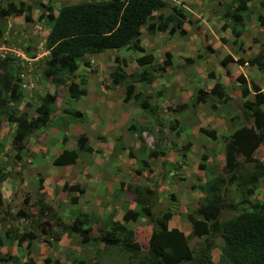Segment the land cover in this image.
<instances>
[{
  "label": "rangeland",
  "instance_id": "374dc122",
  "mask_svg": "<svg viewBox=\"0 0 264 264\" xmlns=\"http://www.w3.org/2000/svg\"><path fill=\"white\" fill-rule=\"evenodd\" d=\"M98 1L104 0H14L13 4L15 5L22 2L24 6H30V9H28L30 21L25 22L21 17H10L7 22L5 19H0V28L1 26L5 27L3 36L1 35L0 37V54L4 52L8 54L5 49L24 52L26 46L30 48L33 54L41 52L49 26L44 18L46 11H51L55 14L56 10L62 5ZM228 2L229 0H168L167 5H170V3L178 4L177 6L186 12V21L183 25L186 31L185 35L183 37L175 35L172 38H168L163 34L148 35L145 31H142L139 40L140 45L144 48L146 54H150L153 57L152 64L148 66L135 65L134 60L139 54L125 49L107 50L79 59L73 80L77 84L78 90H87V94L79 100L68 99L66 79L54 80L55 82L52 79H45L42 76L43 63L41 64V62L37 64L31 63L30 65L27 63L23 67L18 64L16 69L17 75L23 74V79L21 77L20 80H25L27 83L24 87L19 82L21 97L17 108H20L21 112H25L29 118L34 115L33 108L39 103V98L44 94H51L56 91L55 111L51 121L29 138L31 148L36 150L38 147V155L42 154L43 157L47 156L49 160H52L61 148L67 146L75 148V136L79 133L80 127H74V130L70 127V130L66 131L67 138L64 145L60 142L64 136L62 132L70 120H64L66 127L62 132L55 129L58 125L55 116L60 117L59 111L63 107L67 110H76L83 113L84 120L82 124L87 127L95 123H101V126L105 122H108V124L115 123L118 129L112 131L113 134L109 133L111 138L108 139V144H101L99 147H95L96 150L100 151V154L96 156L98 158L95 162H98L109 173L110 178H115L113 182H117V185L119 184L115 195L123 193L124 200L132 205L131 200L134 195L130 191H123L125 185H146L154 189L156 192V203L151 208L152 216L157 217L160 212L167 208L168 210H175V216L168 222V226L171 228L176 225L180 229H184L187 245L190 249L199 250L204 246L205 242H211L210 257L214 262L212 264H216L218 257L217 247L221 244L218 233H213L209 238L188 237L190 233L189 224L184 217H178V210L184 213L191 212L202 200V194L196 189L190 188V186H195L209 178L204 176V171L197 169V163L200 161L202 154L208 155V158L200 161L203 162L205 168L213 169L217 173L221 172L223 165L222 144L224 137H226L232 127L229 126V123L235 122L237 125L242 123L241 103L238 102L234 95L237 90L232 85L233 83L231 84L230 78L223 73L224 67L221 66V61L229 57V62H233V66L235 65V60L241 58V56L245 60L254 56L259 46L261 47L260 49L264 50V37L261 34L256 36L254 27L252 26L253 30L250 28V23L246 24V30L242 34L243 38L240 37L235 40L230 26L225 31L220 29L221 24L228 23V20L221 17ZM256 2L257 0H255ZM5 5L6 2L0 0V7H5ZM252 8L253 6L249 5V17H247L253 21ZM183 50H185V54ZM165 52L169 53V66L164 64V60L167 58L164 55ZM114 70L118 74L123 72L126 76L120 79V83L115 87H113L109 78V73ZM144 72H146V77L151 76L150 84L136 80V77L143 75ZM128 75L131 76L127 77ZM254 80L256 82L259 81L257 76ZM215 82H220L227 86L226 89L223 88L228 96L227 101L221 102L218 99L210 98L204 104L192 106L191 96L195 90L201 88L207 92ZM127 84L133 85V91L137 95L136 98H132L128 103L122 105L118 94H123L124 86ZM142 99L152 105L150 106L152 109L142 110L140 108ZM183 103L185 104L183 110L178 112L173 110L175 106ZM212 103L217 106L215 109L211 108ZM106 105L107 107H105ZM20 111L17 112L19 113ZM123 111L125 124L133 127L131 131L126 130L125 124L120 119ZM100 113L105 116L100 115ZM62 116L64 117L65 115ZM227 118L231 121L227 120ZM174 119L177 120L178 126L175 127L176 124L174 127L168 128L169 123ZM64 121L63 123L61 122V126L64 125ZM200 127L209 130L214 129L216 138L211 141L200 134L198 132ZM85 131L89 137H93V134L87 130ZM53 133H56V136ZM112 137L113 145L110 144ZM7 140L5 139L4 145L6 148L9 147ZM94 143V140L91 139V144ZM187 143L190 144V147L184 158L185 169L183 168V161L181 163L178 160L180 163L176 165L175 163L169 164L170 160L168 158H174L177 153H184L186 150L183 147ZM120 145H122V148L119 147ZM152 150L164 152L156 158H148L146 154ZM165 154L168 157L167 155L164 157L163 155ZM258 155H263L262 157H264V154L258 153ZM93 157L90 154H82L81 159L85 160L86 163H77L73 165L74 168L72 170L74 171L75 168H87L89 164H92ZM142 160H144L145 163L143 164L145 165L141 166L140 162ZM256 160L259 161V159ZM163 161L164 163L162 164ZM239 161H242V158H239ZM29 172L32 175L35 174V171ZM170 172L172 177L168 180ZM112 173L113 175H111ZM173 179L179 185H175V187L178 186V190L174 194L175 201L168 198L169 194L166 189L160 187L161 183H166L168 180L169 184ZM27 182L29 183L27 194L22 193L12 200L16 202L13 204L15 209L10 211L8 206H0V226L3 225V229H6L9 235H11L10 233L18 232L21 234L28 231L39 234L41 233L39 232V226L42 223L44 228L50 227L47 231L48 235L60 236L56 223L58 222L62 226H69L75 216L74 214L79 211L77 209L74 211H70L71 209L65 210V205L68 204L66 202L68 200L67 197L72 195V193L67 190L60 192V190L54 188L52 196L49 198L44 196L43 201L46 204L47 200L53 203L55 209L44 213L43 216H37L36 212L39 207L37 200L40 195L37 191V186L33 185L35 180L33 181L30 175L27 178ZM64 184L61 183L60 187H63ZM168 184H165L166 187L174 191L173 184L171 186ZM67 186H72V184H67ZM256 188L258 190L251 198L264 203V176L259 179ZM81 198L82 204L77 206L78 209L92 206L91 201L93 202L95 199L94 196L89 194L85 199L83 195ZM21 199L22 202H20ZM222 201L223 204H231L234 208L225 209L219 216V221H223L240 211L241 195L233 185H225L222 192ZM74 208L75 206L72 209ZM18 210L23 213V219L15 215ZM51 214H55V218L50 216ZM91 216L93 217V215ZM109 222V218L100 222L101 226L99 228L106 229V225ZM139 222H142V224H139L140 227L145 226L142 219ZM134 226L135 223L129 224L132 229ZM89 228L91 227L89 226ZM141 229L138 228L137 231L140 232ZM94 233L95 230L90 231V234L84 240H79L75 236H66L65 239L61 238L57 244L51 242L46 235L40 237L39 240L50 245V251H53L55 256L53 258L57 260L63 261V258H65V261H67L68 256L76 254L78 260H80L78 264H96L91 263V260H95L91 259V248L95 246L96 242L93 238ZM142 234L143 232L141 231L137 237L140 235L142 238ZM68 239L69 242H67ZM0 240L1 245L3 243L2 240H5L4 235ZM84 241L85 243L82 245L81 242ZM58 244L62 247H67L64 250L68 255L62 256V252H58L61 253L59 256L56 255ZM68 245L72 246L70 250L75 253L68 252ZM38 249L40 251L46 250L42 243L38 241L30 242L28 247H25V242L22 243L20 249H16L19 259L12 261L10 264H23L27 260L31 261L32 254L33 256L38 253L39 255L41 254ZM110 256L114 260L122 259L126 263L128 260L130 261V259L126 258L127 254L123 255L117 251L115 252V250H112ZM138 257L141 258L140 256ZM22 260H24L23 263ZM100 264H103V262ZM104 264H111V262ZM188 264L193 263L190 262Z\"/></svg>",
  "mask_w": 264,
  "mask_h": 264
},
{
  "label": "trees",
  "instance_id": "16d2710c",
  "mask_svg": "<svg viewBox=\"0 0 264 264\" xmlns=\"http://www.w3.org/2000/svg\"><path fill=\"white\" fill-rule=\"evenodd\" d=\"M3 1L6 2V5L0 7V18L21 17L25 22L30 21L29 5L24 6L22 2L15 5L13 4L14 0ZM252 1L229 0L224 9L221 17L228 20V23L222 24L220 29L225 30L230 26L234 40L241 34L243 19L249 15V5ZM164 8L163 0H104L62 5L57 9L55 15L51 11H46L44 18L49 26L44 40V48L48 54L42 59V76L53 81L66 79L68 98L78 100L79 97L86 94V90H78L77 84L73 80L79 59L107 50L125 49L142 53L143 49L139 44L141 27H144L149 34L156 31L163 32L166 29L170 35L178 33L182 36L185 34L186 31L182 29L181 25L184 20L186 21V15L184 16L182 10L171 7L170 12L163 17L159 12ZM255 20L258 28L264 32V16L258 14ZM1 35L0 28V37ZM24 52L30 57L34 56L27 46L24 48ZM152 60L150 55H141L135 59V63L137 66H148L151 65ZM168 60L167 56L165 65L169 64ZM227 61H230L229 57L223 59L221 65ZM245 61L249 66L255 67L264 77L263 51L260 50ZM236 62L239 65L244 63L240 58ZM17 68L18 64L9 55L0 59V122L3 119L6 123L13 124L11 146L16 154H21L26 138L49 122L51 114L54 112V102L57 96L54 91L52 94H44L40 97L39 103L33 108L34 115L31 118L25 112L18 113L17 107L21 91ZM125 77L123 72L118 74L116 70L109 73L113 86L118 85L120 79ZM136 80L150 84L152 78L151 76L146 77V72H144L143 75L137 76ZM236 80L239 86V96L242 99V123L237 125L232 133L224 137L221 172L217 173L213 169L205 168L202 162L197 164V169L204 171V176L209 178L202 184L191 186L192 189H196L202 194V200L193 211L185 213L183 217L190 226L188 237L209 238L213 233H218L221 244L217 247L216 264H264V203L251 198L259 179L264 176V167L252 157L256 148L264 143V110L261 109L264 104V91L253 82L247 84L242 76H238ZM133 90L132 84L124 86L123 103H127L131 98H136ZM227 97L222 91L221 84L215 82L207 92L201 88L195 90L191 96V105L204 104L210 98L226 102ZM216 107L212 103L211 108L215 109ZM140 108L147 109L144 99L140 102ZM183 108H185V104L176 106L174 110L179 111ZM63 114L70 121L79 122L82 119L81 113L77 111L66 112L64 110ZM75 118L77 120H74ZM64 120L65 117L57 119L56 128L59 131L66 127ZM63 121L64 125L61 126ZM176 124L177 122L173 120L169 123L168 128L174 127ZM126 130L131 131L133 127L127 125ZM198 132L211 141L216 138L213 129L200 127ZM64 141L65 138L62 137L61 142ZM189 146L190 144L187 143L183 148L187 151ZM119 147L122 148V145ZM186 151L181 154L182 159L186 156ZM93 152L88 139L84 134H80L75 139V148L61 150L51 163L53 166L72 165L80 154H92ZM160 154L162 152L152 150L148 151L146 156L156 158ZM206 157L207 155H202L200 159L205 160ZM239 158H242V161H239ZM143 163H145L144 160L140 162L141 166L145 165ZM225 185H233L240 193V211L219 221V216L225 209L234 208L231 204H223L222 192ZM124 187L133 193L135 208L126 210L122 214V223L110 221L106 225V229L102 228L99 231L95 244L100 243L104 253L111 255L112 250H115L120 254H127L126 258L130 259V261L128 260L129 264H188L190 262L212 264L211 242H205L199 250L190 249L186 236L175 228L167 229V222L172 215L169 210L161 212L157 217H152L151 208L156 201L154 189L146 185H125ZM41 189V178H39L37 191L39 192ZM61 190L76 192L77 197L83 194L78 185L67 186L64 184ZM39 195L37 216L51 211L43 202L42 194ZM77 197H70V203L75 204ZM74 215L69 226H62L58 222L56 226L60 234L75 235L79 240H84L91 231L88 224L97 222V219L92 213L78 211ZM16 216L23 217V213L18 211ZM50 216L55 218V214ZM141 217L148 219L151 224L146 249L143 253H141L140 246L132 241V229L129 227L130 223L133 224ZM40 225V231L48 236L51 242L56 243L59 240V236L45 233L44 225L42 223ZM11 237L17 245L26 242V246L37 238L33 231L18 233ZM44 243L45 248L50 250V245L47 242ZM81 243L84 245L85 241ZM8 261L7 255L0 257V264H7ZM50 261H55L53 264H57V260H51V258H44L41 264H48ZM79 262L76 255L72 254L69 257V264H78ZM24 264H33V262L27 260Z\"/></svg>",
  "mask_w": 264,
  "mask_h": 264
},
{
  "label": "crops",
  "instance_id": "0c3cea01",
  "mask_svg": "<svg viewBox=\"0 0 264 264\" xmlns=\"http://www.w3.org/2000/svg\"><path fill=\"white\" fill-rule=\"evenodd\" d=\"M165 1H167V0H165ZM173 5H178V4H173ZM182 5H185V4H182ZM250 5L253 6L252 10H253L254 20L253 21L249 20L246 16L244 17L243 27L240 30L241 34L239 35L238 38H240V37L243 38L242 34L246 30V24L248 25L249 23H250L251 29H252V26L254 27V31H255L256 36H257V34H261V36L264 37V32H262L258 28V26L256 24V20H255V17L258 14L264 16V0H257L256 3H255V0H253ZM184 13L186 14L185 11H184ZM9 18L10 17H5V18H0V19H5V21L7 22L9 20ZM4 30H5V27L1 26L2 36H3ZM247 32H248V30H247ZM260 48L261 47L259 46L257 53L260 50L263 51V53H264V50L260 49ZM5 50H8V49H5ZM184 54H185V50H184ZM43 57H44V54L43 55L42 54H36L35 56L31 57L30 61H29V59H27L28 64L29 65L31 63L37 64L38 62L42 63ZM240 59L244 61V63L242 65L237 64L236 60H235V65H233V66H232L233 62H229V61H227L225 64L221 65L222 67H224L223 73H225L228 76V78H230L231 84L233 83L232 85L234 86V88H236L235 90L239 91L236 78L238 76H242L247 84L249 82H253L262 91H264V77L262 76V74L255 67L249 66L246 63L245 58H243L241 56ZM256 76L259 79L258 82H256L254 80ZM220 79H222V78H220ZM218 83H220V82H218ZM221 87H222V91H223L224 95H226L224 92V89H226L227 86H224L223 84H221ZM237 91H235L234 95L236 96V99H238V102L241 103L242 99L239 96V92L237 93ZM109 92L111 93V91H109ZM86 94H87V90H86ZM118 96L121 99L122 95L118 94ZM20 105H22V104H20ZM263 105L261 106L262 110H264ZM105 107H107V105ZM18 111H20V108H18ZM100 115L103 116L104 114L100 113ZM120 119L125 124V122H124L125 121L124 111L122 112V117ZM120 119H118V120H120ZM228 119L229 118H227V120ZM97 124H99L100 127L97 126ZM102 124H103V126H101V123H95V124H92L89 127H87L82 123L81 124L80 123H74V124H68L67 127L64 129L63 134L67 135L66 131L68 129L70 130V127H72L73 130H74V127H80L79 133L75 137H77L80 134H84L85 137L88 139L89 146L94 150V152L92 154H90V155L94 156L93 160H92V164H89L88 167L84 168V169L75 168V170L73 171L72 170L74 168L73 165L80 163V162L86 163L85 160L81 159L82 154L79 155V157L76 159L75 163L72 165L53 166L51 163V160H49V158L47 156L43 157L42 154H39V155L37 154L39 152L38 147L36 150H34V148H31V146L29 145V137H27L26 140L24 141L25 146H24V149L21 150L22 151L21 154H16V152L11 149V145H10L14 126H13V124H6L5 121L3 119H1V122H0V206H2V207L8 206L10 211L15 209L13 204L16 202H14L12 200L15 197H18L19 195H21L22 193L27 194V192H28L27 187L29 188V183L27 182V178H29V175H30V178L35 180V179H37L36 174H38L41 178V185L43 188V192H45L44 194L47 198L52 196L54 188H56V189L60 190V192H62L61 187H60L61 183H65L68 185H70V184L78 185L79 189H81L83 191V198L84 199L87 197L88 194L91 196H94V198H95L94 201L93 202L91 201L92 206H90L88 208H85V207H83V208L81 207V209L77 208V206H80L82 204V198L81 199L78 198L76 204H74V205L69 204L66 200V202L68 204L65 205V210H70L75 206V208L82 213H92L95 215L97 222L89 224V226L91 227L90 228L91 231L95 230V233H94L95 235L93 236L94 239H96L98 237L99 231L101 230L99 228V226H101L100 222L105 221L107 218H110L111 222H119L123 212H125L128 209L133 208V206L131 205V203L124 200V197L122 196L123 193L115 195V191H118L117 189L119 187V184L117 185V182H113V180L115 178H110L109 173L106 170H104L98 164V162H95V160L98 158L96 156H98V154H100V151L96 150L95 147H99L101 144H108V139L111 138L109 133L113 134L112 131H116L118 129L117 126L115 125V123L108 124V122L107 123L105 122ZM229 124H230L229 126H232V127L229 129L226 136L228 134L232 133L237 127V124L235 122H231ZM126 127H127V125L125 124V128ZM85 130H87L91 134H93V137H89L88 133ZM114 134H116V133H114ZM53 135L56 136V133H53ZM115 137H117V136H115ZM5 139H8L7 142L9 144V147H7V148L4 146L5 145ZM91 139L94 140V142H95L94 144H91ZM113 142L114 141H113V137H112V142L110 144L113 145ZM73 148L74 147H72V146H67V147H63L61 149L71 150ZM61 149L58 151V153L61 151ZM188 152H189V150H187L186 154ZM258 153L264 154V144H260L256 148V150L254 151V153L252 155V157L254 159H259L260 164L264 167V157H262L263 155H261V156L258 155ZM221 154L223 156V144H222V153ZM202 155H205V154H202ZM167 157H168V155H167ZM206 158H208V155ZM168 159L170 160L168 162L169 164L175 163V165L180 163L179 161H181L178 154L174 158H171V159L168 158ZM175 159H177V160H175ZM185 164H186L185 161H183V168L184 169H185ZM33 165H34V167H33ZM176 167H178V166H176ZM29 171H33V172L35 171L34 172L35 174L32 175V173H30ZM179 172H181V170H179ZM111 175H113V173ZM116 177H118V176H116ZM171 177H172V174L170 172V176L168 177V180ZM204 179H205V177H204ZM168 180L166 181V183H161L160 187H163L164 189H166L167 193L169 195L171 193L175 194L176 191L178 190L179 185L177 183H175V179H173L169 184H168ZM204 182H205V180L199 184H202ZM165 184H168L169 186H171L173 184L174 191L167 188ZM176 184L178 185L177 187H175ZM190 188H191V186H190ZM125 190H126L125 187H123V191H125ZM257 190L258 189L256 188V190L254 191V194H256ZM60 192L58 191V193H60ZM71 196H74V195H71ZM47 205L49 206V208L51 210L55 209V206L53 205V203L49 202L48 200H47ZM87 211H89V212H87ZM171 211H172V217L171 218H174V216H175L174 211L175 210L173 211V209H171ZM178 212L180 214L182 213L180 210H178ZM179 213H178V217H179ZM169 221H171V219ZM140 223L142 224V222H138V221L135 222V226L133 227L132 233L134 236V238H133L134 242H137L140 246V249H142V245L146 246V242H147V239H148L149 234H150L151 226L147 225L144 227H140L139 226ZM3 227H4L3 225L0 226V237H2L4 235L5 229H3ZM138 228H142L140 230V232L141 231L143 232L142 238L140 237V235L137 237V235L140 234V232L137 231ZM167 228L168 229L175 228L178 231L182 232V234L185 236L184 229H180L179 226L174 225V227L170 228L168 226V223H167ZM69 236H75V235H69ZM61 238L65 239L66 236L64 235V236L60 237V239ZM2 241H3V243L0 246V255L1 256L7 255L9 257V260H10L9 264L12 261H15L16 259H19V254L17 253L16 249H20L21 246H17L16 243L12 242L11 239H9V238H7V239L5 238V240H2ZM67 242H69V239L67 240ZM57 243H58V241H57ZM57 248H58V251L55 252L56 255L59 256L61 254L58 252H62L63 253L62 256L68 255V254H66V252L64 250L67 247H62L58 244ZM68 248H69L68 252L71 253L72 250H70V249H72V246L68 245ZM91 249H92L91 259H95V260H91V263H96V264L99 263L100 264L103 262V264H104L107 262H111V264H126L125 260H122V259L114 260V258L110 256V253H104L103 252L104 250H102V245L100 243L95 244V246L92 247ZM46 250H44V251L39 250V252L41 253L40 255H39V253L36 256H33V254H32L31 261L33 262V264H41L42 260L44 258H51V260H57L56 258H53V257H55L53 251H50V250L46 251ZM72 252L75 253L74 251H72ZM74 255H76V254H74ZM67 259H68L67 261H65V258H63V261L58 259L57 264H60V263L61 264H69V256L67 257ZM23 261L24 260H22V263H23ZM54 262L55 261H50L48 264H53ZM211 262H213L212 259H211Z\"/></svg>",
  "mask_w": 264,
  "mask_h": 264
},
{
  "label": "clouds",
  "instance_id": "9594fccd",
  "mask_svg": "<svg viewBox=\"0 0 264 264\" xmlns=\"http://www.w3.org/2000/svg\"><path fill=\"white\" fill-rule=\"evenodd\" d=\"M164 2H165V8L164 9H162L159 13L160 14H162V16L164 17V16H166L167 14H168V12H170V8L171 7H175V8H179V9H181L182 10V12L184 13V10L182 9V8H180L179 6H177V5H173L172 3H170V5H167V1H165V0H163ZM71 5V4H70ZM57 11V10H56ZM53 14V13H52ZM55 14H56V12H55ZM54 14V15H55ZM184 16H185V13H184ZM184 23H185V20H184ZM184 23L181 25L182 26V29L185 31V29H184V27H183V25H184ZM167 30L168 29H166L165 31H163V32H159V31H156V32H154L153 34H149L147 31H146V29L144 28V27H141L140 28V35H139V40H140V37H141V35H142V31H145V33L146 34H148V35H158V34H163L165 37L167 36L168 38H172L173 36H175V35H177L178 37H183L184 35H182V36H180L178 33H174V34H168L167 33ZM48 32V31H47ZM156 37V36H155ZM45 40V39H44ZM139 44H140V41H139ZM140 47L143 49V52L142 53H139V52H135V51H132V50H129V51H132V52H135V53H138L139 54V56H141V55H150V54H146L145 53V51H144V48L140 45ZM184 51V50H183ZM183 51H182V53H183ZM6 52H8V54H5V52L4 53H2V54H0V58L2 59V58H4L5 56H7V55H9L11 58H13L14 60H15V62L17 63V64H20V66L21 67H23L24 66V64H27L28 63V60L27 59H29V61H30V59H31V57L30 56H28L25 52H23V51H16V50H6ZM36 54H44V57L45 56H47V51L45 50V48H44V45H43V49H42V51L41 52H39V53H36ZM36 54H34V56L36 55ZM169 54V53H168ZM168 54H167V52H165V56L167 57L168 56ZM20 55H22V58L20 57ZM86 56H93V55H86ZM138 56V57H139ZM151 57H152V55H150ZM44 57H43V59H44ZM85 57V56H84ZM138 57H136V58H138ZM135 58V59H136ZM168 58H169V56H168ZM18 59V60H17ZM152 59H153V57H152ZM167 59V58H166ZM165 59V60H166ZM164 60V61H165ZM43 61V60H42ZM153 61V60H152ZM169 61V60H168ZM134 62H135V60H134ZM152 64V63H151ZM135 65H137L136 63H135ZM166 66H169V64L168 65H166ZM22 77V79H23V74L21 75H18V80H19V82L25 87V85L27 84L26 83V81L25 80H20V78ZM113 87H115V86H113ZM123 93H124V91H123ZM136 93V92H135ZM52 94V93H51ZM66 94H67V92H66ZM86 95V94H85ZM84 95V96H85ZM137 95V94H136ZM84 96H81V97H84ZM67 97H68V95H67ZM81 97H79V99L81 98ZM122 98H123V94H122V96H121V99H120V102L122 103V105L123 104H126V103H123L122 102ZM57 99V98H56ZM69 100H73V99H70V98H68ZM78 99V100H79ZM132 99V98H131ZM130 99V100H131ZM129 100V101H130ZM128 101V102H129ZM127 102V103H128ZM145 102H146V100H145ZM184 104V103H183ZM146 105H147V109H152L150 106H152V105H149L148 104V102H146ZM181 105V104H180ZM175 108H176V106H175ZM184 109V108H183ZM182 109V110H183ZM66 111V112H72V111H76V110H67L65 107H63L60 111H59V115H60V117H62V118H64L65 117V121H69L68 119H67V117H66V115L63 117L62 115H64L63 114V111ZM173 110H174V108H173ZM54 111H55V102H54ZM179 111H181V110H179ZM77 112H79V111H77ZM176 112H178V111H176ZM79 113H81V112H79ZM53 114H54V112L51 114V117H50V119H49V122L51 121V119H52V117H53ZM81 115H82V119H81V121H70L68 124H74V123H82L83 122V120H84V114L83 113H81ZM55 118L56 119H58V117L57 116H55ZM74 120H77V119H74ZM175 120V119H174ZM173 121V120H172ZM176 122H177V120H175ZM48 122V123H49ZM53 122V121H52ZM5 123H6V121H5ZM47 123V124H48ZM6 124H9V123H6ZM177 126H178V124H177ZM176 126V127H177ZM45 127V126H44ZM43 127V128H44ZM53 128H55V127H53ZM55 129H57V128H55ZM38 130H40V129H38ZM58 130V129H57ZM59 131V130H58ZM36 132V131H35ZM35 132L34 133H32L30 136H29V138L30 137H32L34 134H35ZM59 132H62V130L61 131H59ZM63 133V132H62ZM64 135V134H63ZM61 137V136H60ZM64 138H65V141L64 142H61V144L62 145H64V143L66 142V138H67V136L66 135H64L63 136ZM76 138V137H75ZM11 140H12V138H11ZM10 145H11V141H10ZM23 146H25V143L23 142ZM11 149L13 150V151H15L13 148H12V146H11ZM24 149V148H23ZM74 149V148H73ZM61 150H63V149H61ZM64 150H67V149H64ZM72 150V149H71ZM158 152H161V151H158ZM60 153V152H59ZM163 153V152H162ZM185 153V152H184ZM178 154V156L180 157V160H181V162L182 161H184V159H182L181 158V154H179V153H177ZM166 155V154H165ZM165 155H163V156H165ZM56 156V155H55ZM54 156V157H55ZM159 156V155H158ZM53 157V158H54ZM53 158H52V160H53ZM185 158V157H184ZM52 160H51V162H52ZM163 163H164V161H163ZM162 163V164H163ZM36 178L37 179H35V184H33V185H36L37 186V181H38V179L40 178V176L38 175V174H36ZM33 180V179H32ZM180 180H182V178H180ZM34 181V180H33ZM67 185V184H66ZM41 188H42V185H41ZM62 188V187H61ZM63 191V190H62ZM83 192V191H82ZM39 194H42V200H43V198H44V196H45V194H44V192H43V188L38 192ZM69 193H72V195H74V196H71V195H69L67 198H68V200H67V202L69 203V204H71L70 203V201H69V198L70 197H77V193L76 192H70L69 191ZM83 195V194H82ZM82 195H80V196H78L77 197V200H78V198H80ZM172 197V198H171ZM175 196H174V194L173 193H171L170 195H168V198H170L171 200H173V201H175V198H174ZM25 199V198H24ZM25 201V200H24ZM21 202H22V200H21ZM44 202V201H43ZM77 202V201H76ZM45 203V202H44ZM155 203H156V201H155ZM46 204V203H45ZM76 204V203H75ZM47 205V204H46ZM71 205H74V204H71ZM132 205H133V208H131V209H128V210H133L135 207H134V203H133V199H132ZM48 206V205H47ZM49 207V206H48ZM51 210V209H50ZM74 210H76V208H74V209H71V211H74ZM152 210V209H151ZM166 210H168V208L166 209ZM18 211H21V210H18ZM18 211H16V213H15V215L17 214V212ZM37 211H38V209H37ZM165 211V210H164ZM171 213H172V211L171 210H169ZM163 212V211H162ZM37 213V212H36ZM124 213V212H123ZM161 213V212H160ZM185 213L184 212H182L181 214H179V217H181L182 216V218H183V215H184ZM151 215H152V211H151ZM160 214H158L157 216H159ZM41 216H43V215H41ZM153 217V216H152ZM171 217H172V215H171ZM171 217H170V219H171ZM24 217H20V219H23ZM110 219V218H109ZM140 219H142L143 221H144V224H145V226H147V225H150L151 226V224H150V222H149V220L148 219H146V218H140ZM140 219L139 220H137L138 222L140 221ZM169 219V220H170ZM168 220V221H169ZM118 223H122L121 222V218H120V221L118 222ZM135 223V222H134ZM168 223V222H167ZM50 228H47V227H45V233H47V231L49 230ZM132 229V228H131ZM168 229V228H167ZM133 230V229H132ZM6 232H7V230L5 229V231H4V237L7 239V238H9V239H11V241L12 242H15V241H13L12 240V235H16V234H18V232H16V233H10L11 235H9L8 234V232H7V234H6ZM29 232V231H28ZM39 232H41L40 230H39ZM38 232V233H39ZM42 233V234H41ZM41 233H39L40 234V236H39V234H37V233H35V235L37 236V238H36V240H34V241H38V242H40V243H42V246L43 247H45V243L44 242H41L39 239H40V237H44V233L43 232H41ZM182 233V232H181ZM133 234V233H132ZM61 235H63V234H61ZM61 235L59 236V239H60V237H61ZM65 236H68V235H66V234H64ZM133 238H134V236H133ZM0 239H1V237H0ZM59 241V240H58ZM132 241L134 242V239H132ZM32 242V241H31ZM0 243H1V240H0ZM24 243V242H23ZM135 243H137V242H135ZM55 244H57V242L55 243ZM138 244V243H137ZM17 245V244H16ZM139 245V244H138ZM142 245V244H141ZM146 245H147V242H146ZM1 246V245H0ZM17 246H21V244L20 245H17ZM25 247H28V246H26V242H25ZM146 249V246L145 245H142V249H141V253H143V251ZM73 253V252H72ZM2 256H5V255H2ZM0 257H1V255H0ZM10 261V260H9ZM9 261H8V263L7 264H9ZM24 264V263H23ZM126 264H129L128 262L126 263ZM184 264V263H183Z\"/></svg>",
  "mask_w": 264,
  "mask_h": 264
},
{
  "label": "built area",
  "instance_id": "2783aa9c",
  "mask_svg": "<svg viewBox=\"0 0 264 264\" xmlns=\"http://www.w3.org/2000/svg\"><path fill=\"white\" fill-rule=\"evenodd\" d=\"M20 57L22 58V55H20Z\"/></svg>",
  "mask_w": 264,
  "mask_h": 264
}]
</instances>
